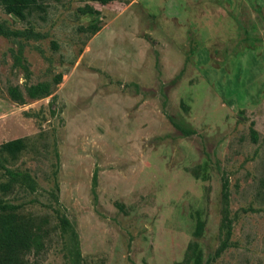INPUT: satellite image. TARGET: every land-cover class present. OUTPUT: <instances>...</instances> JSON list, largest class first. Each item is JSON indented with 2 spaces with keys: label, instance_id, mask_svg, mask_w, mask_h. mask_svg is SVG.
<instances>
[{
  "label": "rangeland",
  "instance_id": "374dc122",
  "mask_svg": "<svg viewBox=\"0 0 264 264\" xmlns=\"http://www.w3.org/2000/svg\"><path fill=\"white\" fill-rule=\"evenodd\" d=\"M43 4L0 0L17 264H264V0Z\"/></svg>",
  "mask_w": 264,
  "mask_h": 264
},
{
  "label": "trees",
  "instance_id": "16d2710c",
  "mask_svg": "<svg viewBox=\"0 0 264 264\" xmlns=\"http://www.w3.org/2000/svg\"><path fill=\"white\" fill-rule=\"evenodd\" d=\"M45 0H2L4 10L13 13L19 18L32 11H44ZM91 31H96L99 26L96 23L90 24ZM38 86L32 88V94L38 92ZM40 90V89H39ZM24 138H16L0 144V153L15 158L24 148ZM8 177L4 182L0 181V193L8 192L12 189L13 182L16 181V172L7 169ZM225 184L223 197L226 199ZM18 205L0 202V264H17L19 256L28 250L32 245H37L40 241V227L33 226L25 221L18 210ZM203 223L198 221L194 234H201Z\"/></svg>",
  "mask_w": 264,
  "mask_h": 264
}]
</instances>
